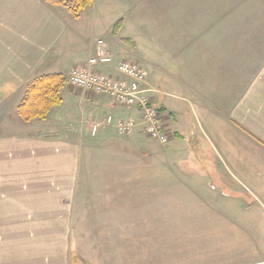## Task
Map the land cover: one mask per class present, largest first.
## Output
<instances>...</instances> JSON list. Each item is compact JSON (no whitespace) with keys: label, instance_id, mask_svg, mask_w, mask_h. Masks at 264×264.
I'll return each instance as SVG.
<instances>
[{"label":"crops","instance_id":"1","mask_svg":"<svg viewBox=\"0 0 264 264\" xmlns=\"http://www.w3.org/2000/svg\"><path fill=\"white\" fill-rule=\"evenodd\" d=\"M70 1L0 0V264L75 263V195L88 144L73 133L75 119L139 115L104 95L69 98L68 112L64 86L62 104L46 120L24 121L18 108L28 85L42 75L61 76L79 66L118 76L116 64L89 67L99 40L116 63L146 70L152 104L168 114L175 146L198 164L208 156L213 175L252 189L264 207L260 2L243 0L235 9L231 1L219 9L217 0L192 1L178 15L185 19L180 26L171 22L168 32L163 26L162 44L150 39L144 48L135 29L124 33L128 16L121 4L133 0H92L77 16L66 6ZM107 132L115 130L96 136Z\"/></svg>","mask_w":264,"mask_h":264},{"label":"rangeland","instance_id":"2","mask_svg":"<svg viewBox=\"0 0 264 264\" xmlns=\"http://www.w3.org/2000/svg\"><path fill=\"white\" fill-rule=\"evenodd\" d=\"M192 1L200 5L202 0L122 3L128 16L124 33L135 29L140 47L150 39L162 44L163 26L166 31L171 22L180 26L185 19L178 15ZM217 1L219 9L243 2ZM257 2L263 14L264 0ZM61 76L68 112L69 98L93 95L71 86L68 74ZM87 119H75L73 132L88 143L75 195L74 264H264V207L252 189L247 192L230 177L219 180L210 172L208 156L195 163L186 148L173 140L161 145L140 126L127 136L97 137Z\"/></svg>","mask_w":264,"mask_h":264},{"label":"built area","instance_id":"3","mask_svg":"<svg viewBox=\"0 0 264 264\" xmlns=\"http://www.w3.org/2000/svg\"><path fill=\"white\" fill-rule=\"evenodd\" d=\"M96 55L89 60V67L116 64L118 76L92 71L88 67H73L68 74L71 86L93 95L112 98L118 105L128 110H135L139 115L127 118L106 116L93 123L91 134L96 136L102 130L113 128L120 136L130 135L139 126L151 140L167 145L175 138L170 127L169 116L163 109L152 104L151 93L146 72L135 63L115 62V57L108 50L105 42H97Z\"/></svg>","mask_w":264,"mask_h":264},{"label":"trees","instance_id":"4","mask_svg":"<svg viewBox=\"0 0 264 264\" xmlns=\"http://www.w3.org/2000/svg\"><path fill=\"white\" fill-rule=\"evenodd\" d=\"M91 3L92 0H71L66 3V6L77 16L81 10L88 7ZM122 25L123 22L119 21L114 27L115 31L118 32ZM62 80L63 78L60 75H42L36 77L26 89L18 108L19 116L27 122L34 119H47L51 110L62 104L60 96L63 86Z\"/></svg>","mask_w":264,"mask_h":264}]
</instances>
